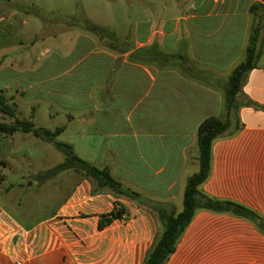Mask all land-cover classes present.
<instances>
[{
    "label": "crops",
    "instance_id": "crops-1",
    "mask_svg": "<svg viewBox=\"0 0 264 264\" xmlns=\"http://www.w3.org/2000/svg\"><path fill=\"white\" fill-rule=\"evenodd\" d=\"M94 1L62 0L57 25L75 32L73 46L56 53L55 71L22 67L20 73L45 69L50 77L40 84L53 97L64 76L72 89L84 90L66 101L69 124L76 137L96 138L101 148L107 143L86 161L177 213L175 201L199 171L198 128L209 117L228 118L229 78L258 31L259 56L237 95L232 135L213 143L210 176L200 190L264 221V0H167L152 5V17L123 22L111 11L101 21ZM86 20L100 29L84 28ZM116 25L126 27L123 35ZM90 57L96 62L80 69ZM81 70L84 79L75 78ZM52 81L58 84L48 88ZM70 189L41 220L29 221L28 213L18 220L0 208V264H143L158 233L154 214L109 191L94 192L87 178ZM117 203L127 214L100 230L101 215ZM166 264H264V233L247 219L200 210Z\"/></svg>",
    "mask_w": 264,
    "mask_h": 264
},
{
    "label": "rangeland",
    "instance_id": "rangeland-1",
    "mask_svg": "<svg viewBox=\"0 0 264 264\" xmlns=\"http://www.w3.org/2000/svg\"><path fill=\"white\" fill-rule=\"evenodd\" d=\"M60 2L62 0H0V90H3L9 103L15 104L18 118L33 121L38 128L51 130L69 124L68 115L72 112L66 110V101L75 96V92H85L72 89V81H68V76L58 82L64 87L59 90L58 97L48 95L40 84L43 77H50L47 72L51 69L55 71L56 66L61 65L55 61L56 53L65 54L73 46L75 32L62 30L57 25L61 11L56 6ZM162 2L167 0H95L94 4L101 21L111 11L114 21L123 22V17L139 18L142 14L152 17L156 14L152 5ZM70 12L74 14L76 11ZM112 28L121 35L126 29L123 25ZM100 43L106 45V42ZM64 62L67 66V61ZM95 62L96 59L90 57L80 69ZM22 67H47L48 70L23 74L20 73ZM84 73L78 71L75 78L82 76L84 79ZM58 83L48 82L47 86L50 88ZM74 114L80 115L78 111H74ZM232 118L235 120V116ZM13 121L0 114V123L11 124ZM74 132L70 123L68 130L57 140L76 144L75 153L84 160H91L104 152L107 143L101 148L100 140L93 137L82 140ZM128 149H133L132 144H129ZM63 161L62 152L33 134L19 132L14 136L0 135V208L10 210L20 219H25L28 213L29 221L41 220L55 212L81 174L66 171L42 183L37 176ZM113 172L116 174L115 170ZM175 206L181 212L184 208L183 198L175 201Z\"/></svg>",
    "mask_w": 264,
    "mask_h": 264
},
{
    "label": "trees",
    "instance_id": "trees-1",
    "mask_svg": "<svg viewBox=\"0 0 264 264\" xmlns=\"http://www.w3.org/2000/svg\"><path fill=\"white\" fill-rule=\"evenodd\" d=\"M74 20V19H73ZM76 23V21H74ZM84 28L90 31L99 30L100 27L84 21ZM258 31L251 37L247 49L246 61L240 64L231 74L227 85V108L228 118L223 120L218 117L205 119L198 128L197 142L199 148V171L187 180L183 203L184 208L177 213L173 207L166 204L153 202L145 199L135 190L123 186L108 168H99L88 161L80 158L74 150V146L67 142L58 141L57 137L64 132V127L55 130L38 128L33 121L21 120L17 117L14 103H9L3 92H0V114L12 118L11 124L0 123V135L14 136L22 132L33 134L42 138L63 153L64 161L52 169L40 173L37 178L40 183L53 179L66 171H75L81 174V178L90 179L94 192L109 191L118 198L126 199L136 203L139 207H145L151 211L158 221L159 230L153 245L148 250L143 264H166L175 252L177 245L184 232L191 224L196 213L200 210L212 213L231 214L247 219L257 225L264 233V221L254 212L246 207L229 200H219L204 194L200 187L208 180L211 172L213 143L225 136L232 135L230 128L232 124L231 115L236 113L237 95L242 89L247 73L256 65L259 56L257 51ZM127 214L126 208L117 203L115 208L100 217L98 228L103 230L116 219H122ZM19 220V218L17 217Z\"/></svg>",
    "mask_w": 264,
    "mask_h": 264
}]
</instances>
